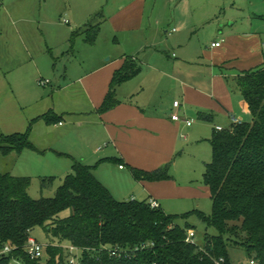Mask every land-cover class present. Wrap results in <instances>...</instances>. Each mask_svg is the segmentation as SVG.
Wrapping results in <instances>:
<instances>
[{"label": "trees", "instance_id": "16d2710c", "mask_svg": "<svg viewBox=\"0 0 264 264\" xmlns=\"http://www.w3.org/2000/svg\"><path fill=\"white\" fill-rule=\"evenodd\" d=\"M103 20L101 12L74 31L71 41L85 35V42L95 45ZM141 69L133 59L125 61L112 79L101 113L119 105L117 87L134 79ZM226 81L247 102L253 120L223 131L215 129L208 141L212 161L203 180L211 195L210 215L196 210L167 215L161 208L152 209L148 201H117L96 179L93 167L78 161L55 196L45 199L28 196L30 178L0 171V264H40L41 259L30 260L25 247L37 227L78 249L82 264H233V248L255 264H264V66ZM199 118L213 121L204 114ZM61 119L49 112L31 121L26 133H0V154L8 157L35 149L29 137L31 125L35 121L58 124ZM170 168V164L153 172L132 168L131 173L135 181L154 183L172 179ZM53 180L44 179L42 184ZM65 211L70 215L61 217ZM192 216L216 231V235L206 233L202 245L185 242L193 230L187 222ZM179 220L185 222L183 226ZM5 246L13 251L2 254ZM46 254V264H66L63 247L48 246Z\"/></svg>", "mask_w": 264, "mask_h": 264}, {"label": "rangeland", "instance_id": "374dc122", "mask_svg": "<svg viewBox=\"0 0 264 264\" xmlns=\"http://www.w3.org/2000/svg\"><path fill=\"white\" fill-rule=\"evenodd\" d=\"M130 1L0 0L3 4L0 7V130L5 134L26 133L32 123L30 117L47 111L48 104L50 107L54 104L66 106L74 112L78 105L73 101H76L79 96L80 106L86 107L85 102L81 101V93L76 85L64 87L73 82L78 75L77 71L87 68V65L95 59L99 60L100 51H109L114 55L129 52L128 57L138 59L137 61L144 69L150 62L154 66H159L155 63L162 60L180 65L182 55H179L176 46L181 44L184 46L183 50L188 48L192 52L190 55L193 61L204 64L200 59L201 50L209 49L212 41L219 38L222 33L255 32L260 33L264 38V0H146L141 29L136 27V18L141 20V14L139 12L134 14L136 26L132 32L135 36L133 42L127 39V33L117 35L112 29L103 37V40L96 41L95 45L86 43L81 38L71 41V33L66 37L67 28L73 25L72 22L69 26L64 24L66 21L70 22L67 15L69 11L78 14L82 9H87L91 15L103 11L107 16L118 6L126 5ZM168 29H175L177 34L169 36L165 33ZM137 36L140 43L137 41ZM178 36H183L184 40L182 38L179 40ZM149 41L152 42L150 47L147 46ZM26 47L33 53L40 70L37 71L32 64L33 59L29 56ZM63 50L67 52L62 54ZM73 50L78 53H72ZM26 64H29L31 68H21ZM26 69L30 71L32 80L31 83L26 82L23 85L17 78L20 77L18 73L22 70L26 72ZM42 80L50 84L41 86ZM168 89H170L169 93H161L156 97V103L159 106L161 100L164 103L168 96L172 99L176 95V92L168 86L165 91ZM161 97L166 99L163 100ZM16 116L19 118L13 122ZM245 116V123L252 122L253 116L250 112H247ZM63 118L65 122H68L67 115ZM37 122L31 125L29 135L35 149L22 152L14 167V175L30 178L28 196L31 198H52L63 184V179L68 174L66 172L70 170L68 167H71V156L61 151V147L67 146L64 136L58 133L47 136L44 130L49 124L44 121L38 125ZM200 124V121L194 119L195 130ZM211 129L209 125L205 128V132L204 129L199 130L204 132V135H211ZM75 130V136H80L79 129L75 128ZM209 137L189 143L184 156L177 162L178 169L172 168L171 174L174 178V172L177 171L176 179L181 182L192 181L198 186L204 183V163L212 161V150L205 141ZM4 159L0 154V171L5 173L11 169L7 163H4ZM69 174H72V167ZM51 178H54L52 182L42 184L44 179ZM131 195L120 197L122 201H126L132 198ZM132 196L137 198V202L148 199L144 198L146 196H137V193ZM211 208L212 201L209 197L199 201H171L162 205V210L169 215H185L194 210L210 215ZM69 215L68 211L61 213V217ZM187 222L195 232L194 241L199 245H202L206 233L216 235L214 229H207L195 216L189 218ZM177 223L183 226L185 222L179 220ZM31 236L45 249L48 246L63 247L66 264H69L68 260L71 257L80 256L79 250L76 251L68 243L63 241L61 243L54 239L43 228L33 229ZM230 255L233 264L249 262L244 252L238 248L231 249ZM47 259L45 252L40 264H46ZM11 264L24 263L15 261Z\"/></svg>", "mask_w": 264, "mask_h": 264}, {"label": "crops", "instance_id": "0c3cea01", "mask_svg": "<svg viewBox=\"0 0 264 264\" xmlns=\"http://www.w3.org/2000/svg\"><path fill=\"white\" fill-rule=\"evenodd\" d=\"M145 5L146 0H131L126 5L118 6L114 12L111 11L107 16L102 11L104 20L100 25V33L96 41L103 40V37L111 29L117 35L118 33H127V39L134 40L133 29L136 25L139 29L143 26L142 17ZM1 6H3L2 3ZM138 12L141 14V20L137 17L135 25L134 14ZM98 14L91 15L87 9H82L78 14L69 11L67 15L70 22L66 21L64 24L69 26L72 22L73 25L67 28L66 37L70 33L72 35L74 31L84 28ZM165 33L169 36L177 34L175 29H168ZM85 37L82 35L76 39L81 38L85 42ZM137 37V41L140 43L139 36ZM181 38L184 40L183 36H178L179 40ZM216 42H221V46L211 47V44L209 49L204 51L202 49V53L200 51L202 55L200 59L204 64L193 61V57L190 55L192 52L188 48L183 50L184 46L181 44L176 46L179 55H182L180 65L162 60L155 63L159 66H154L150 62L151 64L148 63L144 69L142 64L137 61L138 59L128 57L127 53L129 52L114 55L109 51H100L98 55L100 59H95L94 62L87 65V68L77 71L78 75L73 82L64 87L69 88L76 85L81 93V101L85 102L86 107L80 106L78 96V99L73 101L78 105L74 112H71L66 106L54 104L50 107L48 104L47 111L31 116L30 119L34 121L49 112L61 116V121L58 124L46 126L44 133L47 136L54 135V133L63 135L67 146L61 147V151L71 156H69L72 162L70 163L71 167L74 161L87 167H93L96 179L109 190L117 201L123 202L120 196L135 195V193L137 196H146L144 198H148L145 199L148 202L157 200L161 209L163 204L166 205L171 201H199L206 197H209L211 201L209 189L204 183L198 186L192 181L181 182L176 179L177 171L174 172L175 178L172 176V168L178 169L177 162L184 156L190 142L194 143L203 137L210 136L205 139L209 145L208 141L212 138L216 127L230 128L232 116L245 123V115L249 112L247 102L233 89L232 85L227 83L226 78H234L244 71L264 66V38L260 33H222L219 38L212 41V43ZM147 44L150 47L152 42L149 41ZM26 49L33 59L32 64L37 71L40 70L33 53L28 47ZM66 52L63 50L61 53L65 54ZM72 53L77 54L78 51L73 50ZM127 59H133L139 63L142 67L141 73L117 87L115 96L119 105L101 113L99 110L110 92L112 79ZM26 67L31 68L29 64L21 68ZM29 73L30 71L27 69L26 72L22 70L18 73L20 77L17 80L23 85L26 82L31 83L32 77ZM167 86L172 88L176 95L172 99L169 96L167 99L161 97L163 100L166 99V102L162 103L161 100L159 106L156 103V97L161 93H169L170 89L165 91ZM175 102H180L179 109L174 108ZM174 114L179 116L180 121L172 120L171 116ZM199 114L211 116L213 121L201 120ZM65 115L68 116V122H65L63 118ZM17 118L19 117L16 116L13 122ZM194 119L201 123L196 130ZM187 120L192 121L191 126L186 124ZM43 122L38 121L37 124ZM209 125L212 128V134L204 135L205 128ZM75 128L81 132L78 137L75 136ZM199 129L202 131L204 129V132ZM0 133L11 136L19 132L5 134L0 130ZM21 155L12 153V155L4 157V163H7L11 169L8 173L12 176ZM169 164L172 176L169 181L154 183L135 181L131 173L132 168L153 172ZM204 164L206 170L208 163ZM66 166L68 167V165ZM67 167L66 170H71V167L68 169ZM70 170L66 172L68 173L66 176L70 175ZM132 195V198L126 201H136L137 198ZM118 198L120 199L118 200Z\"/></svg>", "mask_w": 264, "mask_h": 264}, {"label": "built area", "instance_id": "2783aa9c", "mask_svg": "<svg viewBox=\"0 0 264 264\" xmlns=\"http://www.w3.org/2000/svg\"><path fill=\"white\" fill-rule=\"evenodd\" d=\"M0 6H1V3H0ZM220 46H221V43L220 42H216V43H212L211 47H220ZM40 83H41V86L42 85L45 86L47 84H50L48 81H44V80H42ZM180 107H181L180 102H175L174 103V108L175 109H179ZM171 118H172L173 121H180V118H179V116L177 114L172 115ZM231 121H232V124H234V125H240L242 123L239 119H237V118H235L233 116L231 117ZM186 124L188 126H191L192 121L187 120ZM216 130L217 131H223L224 128L218 126V127H216ZM122 168H123V166L121 167V169ZM150 207L152 209H158V208H160V205H159L158 201L154 199V200L150 201ZM194 238H195V232L193 230L188 231V234H187L185 242H187V243H196L194 241ZM25 247H26V253L29 256L30 260H40V259L43 258L44 254L46 252L45 247L42 246L41 244H39L32 236H30V238L28 239ZM72 249H74L76 251L78 250V249H75L73 247H72ZM12 251H13V249L11 247L5 246V248L2 250L1 253L2 254H9ZM112 255L116 256L117 255V251H112ZM68 261H69V264H82V261H80V256L78 258L71 257V259L68 260ZM246 264H255V262L252 261V260H249V262L246 263Z\"/></svg>", "mask_w": 264, "mask_h": 264}]
</instances>
